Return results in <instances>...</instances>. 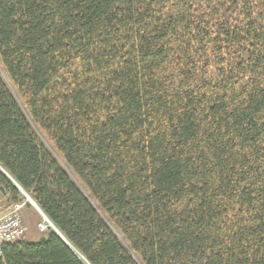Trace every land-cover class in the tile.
I'll use <instances>...</instances> for the list:
<instances>
[{
  "label": "trees",
  "instance_id": "16d2710c",
  "mask_svg": "<svg viewBox=\"0 0 264 264\" xmlns=\"http://www.w3.org/2000/svg\"><path fill=\"white\" fill-rule=\"evenodd\" d=\"M21 189L57 230L0 264H264V0H0Z\"/></svg>",
  "mask_w": 264,
  "mask_h": 264
},
{
  "label": "built area",
  "instance_id": "2783aa9c",
  "mask_svg": "<svg viewBox=\"0 0 264 264\" xmlns=\"http://www.w3.org/2000/svg\"><path fill=\"white\" fill-rule=\"evenodd\" d=\"M27 202L14 203L6 212L0 215V262L4 256V247L7 243L22 239L28 232V225L25 220ZM49 227H53L51 221L43 217L39 230L43 233Z\"/></svg>",
  "mask_w": 264,
  "mask_h": 264
},
{
  "label": "rangeland",
  "instance_id": "374dc122",
  "mask_svg": "<svg viewBox=\"0 0 264 264\" xmlns=\"http://www.w3.org/2000/svg\"><path fill=\"white\" fill-rule=\"evenodd\" d=\"M32 206H27V213L25 215V220L28 225V232L23 239H26L31 242L38 241L42 236L43 233L39 229L40 222L43 219L42 214L37 210V208L31 203Z\"/></svg>",
  "mask_w": 264,
  "mask_h": 264
},
{
  "label": "water",
  "instance_id": "95a60500",
  "mask_svg": "<svg viewBox=\"0 0 264 264\" xmlns=\"http://www.w3.org/2000/svg\"><path fill=\"white\" fill-rule=\"evenodd\" d=\"M21 188V187H20ZM22 191H23V193H24V195L26 196V198L28 199V201L30 202V203H32L37 209H38V211L44 216V217H46L47 219H49L46 215H45V213L42 211V209L39 207V205L36 203V201L28 194V193H26L23 189H21ZM53 224V223H52ZM53 226H54V228L57 230V228H56V226L53 224Z\"/></svg>",
  "mask_w": 264,
  "mask_h": 264
},
{
  "label": "bare ground",
  "instance_id": "6f19581e",
  "mask_svg": "<svg viewBox=\"0 0 264 264\" xmlns=\"http://www.w3.org/2000/svg\"><path fill=\"white\" fill-rule=\"evenodd\" d=\"M24 201L29 202L28 199H26V200H24ZM18 202H20V201H18ZM16 203H17V202H16ZM37 210H38V209H37ZM42 216H43V215H42ZM43 217H44V216H43ZM49 220H50V219H49ZM51 223H52V222H51ZM52 225H53V224H52ZM53 227H54V226H53Z\"/></svg>",
  "mask_w": 264,
  "mask_h": 264
}]
</instances>
